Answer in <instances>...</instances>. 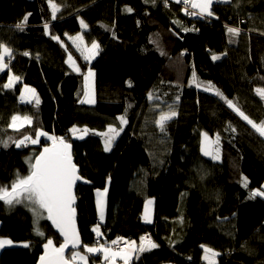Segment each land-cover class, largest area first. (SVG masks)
Instances as JSON below:
<instances>
[{
    "label": "trees",
    "instance_id": "1",
    "mask_svg": "<svg viewBox=\"0 0 264 264\" xmlns=\"http://www.w3.org/2000/svg\"><path fill=\"white\" fill-rule=\"evenodd\" d=\"M53 2L59 7L54 20L49 0H0V44L14 57L0 71V186L10 190L18 175L29 174L30 158L34 162L52 144L43 137L38 145L17 148L13 141L43 130L73 145L87 181L76 192L81 252L97 246L95 193L110 180L102 243L122 237L140 247L150 234L158 245L145 241L130 264H209L205 248L219 254L215 264H264V197L250 198L264 184V137L213 93H223L253 121H264V100L255 92L264 87V0H216L212 16L193 17L183 0ZM26 14L21 31L15 26ZM76 35L88 45L98 43L93 63L69 42ZM69 55L80 73L67 64ZM89 67L96 72L93 107L80 103ZM10 76L20 79L5 88ZM24 85L36 88L38 105L21 103ZM169 105L177 115L161 132L156 121ZM13 116H29L32 123L14 130ZM121 116L127 124L107 151L102 135L120 126ZM75 127L88 129L87 136L74 139ZM202 133L219 134L220 162L202 155ZM151 198L157 208L149 225L143 210ZM25 203L0 201V238L28 243L4 249L0 264H36L48 239L61 244L48 219L40 226L44 235L37 234ZM86 254L91 264L103 263L101 253Z\"/></svg>",
    "mask_w": 264,
    "mask_h": 264
},
{
    "label": "snow or ice",
    "instance_id": "2",
    "mask_svg": "<svg viewBox=\"0 0 264 264\" xmlns=\"http://www.w3.org/2000/svg\"><path fill=\"white\" fill-rule=\"evenodd\" d=\"M177 2H181V0H177ZM184 3L188 4L189 0H183ZM49 4L52 10V19H56V13L59 11V7L53 2V0H49ZM212 5V0H191L190 6L194 9H198L199 13L193 12L192 15L197 14H207L208 16H212L213 13L210 11ZM127 11H132L130 8L126 9ZM28 15L26 14L22 22L18 23L15 27L21 31L24 30V26L27 23ZM81 24L84 27H87L86 24L81 20ZM48 25H45L47 28ZM187 31V29H185ZM239 29L228 27L227 32L233 35H239ZM67 35V34H66ZM52 38L54 40L59 41L60 37L53 35ZM76 43L79 41L80 43L77 47H81L83 45V36L77 35L75 37H69ZM99 49V45L95 42L92 43L90 49H86L89 55L85 56V59H91L93 56L97 54V50ZM24 55H28L27 52ZM8 58L10 61L13 57L12 49L7 45L0 44V71L8 68V64L5 62V58ZM219 56L213 55L212 59H219ZM69 61H72L71 55L68 57ZM74 63V62H73ZM76 71H79V68H76ZM94 73L91 70L88 71L85 76V81H89V78L93 76ZM193 77L195 78V72H193ZM20 78L18 76H10L8 78V83L4 85L5 88H10L13 86L15 81H18ZM129 86H131L129 84ZM212 85H207L205 90L207 91L209 88H212ZM26 92H31L33 97H35V90L25 88ZM256 94L264 100V87H258L255 89ZM217 96H220L225 100L228 107L233 109L243 120H245L261 137H264V121L257 123L250 119L240 108L232 101L223 96V93L218 90L215 93ZM23 100L24 97L22 96ZM149 99H153L151 93H149ZM29 103L31 101H28ZM81 103H92L93 101L88 98V94H85V98L80 101ZM36 104H39L38 97L36 98ZM177 113L173 109L171 105L168 106L167 112H162L159 115V119L156 121L157 125L160 128L161 132L165 131V123L166 121L175 117ZM121 123H126V120L123 116L120 118ZM20 122L19 125L17 122ZM32 119L29 116H13L11 118V122L9 127L14 130H19L24 124H31ZM235 132V129H231ZM77 130L75 128L72 129V132L75 134ZM88 130L84 129L86 133ZM109 132L114 133V135H119V132L115 128H109ZM204 141L205 146L202 151L204 155H210L213 159H219V150L218 148L213 149L212 145L219 144V134L216 135L214 141L210 139L207 133H204ZM46 137L47 139L52 141L51 147H43V151L40 152L36 157L34 162H32L31 158L29 160L30 172L26 177L17 176L16 181H14L11 185V188L0 186V201L7 203L8 205H12L13 202L21 203V197L26 200L29 205L32 206V210L37 218H46L55 227L59 230L61 236L63 237V243L60 244L59 247H56L53 243L52 239H48L45 248V255L41 256L40 264H75L77 260L81 261L82 264H87V256L81 255L79 251H73L70 254L69 258L65 257V250L71 245L73 249H79L81 246V240L79 236V232L76 228L75 221V208L73 207L75 203V196L73 194V187L78 180H82L83 177L78 174L79 170L77 165L73 163L72 155H71V144L68 143L63 137H56L54 135H49L43 130H37L35 132V138L29 135H25L22 139L17 141H13L17 148L21 147V145L26 146V142H30L31 144H38L40 142V137ZM82 138V137H81ZM111 145V138L106 140L105 142V150H109ZM7 147V143L4 145ZM215 152V154H213ZM87 183V181H84ZM247 179L245 178L244 186L247 187ZM106 192V189H105ZM98 196L104 195V193H97ZM255 196L264 197V188L255 190L250 194V198H254ZM100 211V220L104 219V203L102 200L97 201ZM148 204L151 205L152 201L149 200ZM46 214V216H45ZM145 221L151 223V218L148 210L145 211ZM93 231L97 234L98 243L97 246H84V251L86 253H98L102 252L104 254L105 260H111V264H115L117 257H119L124 264H129V259L133 253L138 251H144L143 244L147 239L148 244L152 248L158 247L157 244L151 241L150 238H141V246L139 248L136 247V241H124V244L127 246V249L121 250H113L111 247H106L103 243H99V237L103 234L100 232V227L97 226L93 229ZM37 234L43 236L44 233L40 232L37 228ZM121 238H117L116 240L111 241V245H118L120 243ZM10 240H0V247L6 244H11ZM27 246V245H25ZM203 247V246H202ZM206 253L211 254V258L206 255L205 259L209 260V264H215L214 258L219 255L214 252L212 249L205 248Z\"/></svg>",
    "mask_w": 264,
    "mask_h": 264
},
{
    "label": "rangeland",
    "instance_id": "3",
    "mask_svg": "<svg viewBox=\"0 0 264 264\" xmlns=\"http://www.w3.org/2000/svg\"><path fill=\"white\" fill-rule=\"evenodd\" d=\"M183 6V5H182ZM212 6V5H211ZM210 11H211V9H210ZM206 14V13H205ZM83 29H85V27L83 26ZM77 36V35H76ZM69 37H75V36H68L67 38H68V40H69V42L74 46V48L83 56V58H85V56H87V55H89V53L86 51V49H90L91 48V45H88V44H86V43H84V41H83V45L81 46V47H77V45L80 43L79 41H77L76 43H73V41L71 40V39H69ZM98 44V43H97ZM99 56V49L97 50V54L95 55V56H93L91 59H85L88 63H93V61L97 58ZM72 57V61H69V59H67V64L69 65V67L70 68H72L75 72H77V73H80V70L79 71H76V68H79V66H78V64H77V62L75 61V59L73 58V56H71ZM7 58V57H6ZM6 58H5V62H6ZM74 62V63H73ZM80 69V68H79ZM89 70H91V72L92 73H94V75L93 76H91L90 78H89V81H85V76L87 75V73H88V71ZM19 81V80H18ZM18 81H15L14 83H13V86L16 84V83H18ZM25 88H29V89H34L35 90V97H33V95H32V93L31 92H26L25 91ZM88 94V98L89 99H91L93 102L92 103H81V104H83V105H86V106H89V107H93V106H95L96 105V102H97V91H96V72H95V70L92 68V67H89V69L84 73V75H83V92H82V96H81V99H80V101L82 100V99H84L85 98V94ZM214 94L216 93V91H214L213 92ZM24 97V99L22 100L21 99V97ZM38 97V99H39V96H38V93H37V90H36V88H34L33 86H28V85H24L23 86V88H22V92H21V95H20V101H21V103H23V104H30V103H36V98ZM28 101H31L30 103L28 102ZM39 103H40V100H39ZM22 117V116H21ZM120 118V117H119ZM118 118V120H119V122H120V126H117V125H112V126H110L109 128H115V129H117V131L119 132V135L121 134V132H122V130L124 129V127L126 126V124H127V120H126V118H125V120H126V123H121V121H120V119ZM18 123V125H19V121L17 122ZM24 125H26V124H24ZM23 125V126H24ZM22 126V127H23ZM21 128V127H20ZM75 129L77 130L76 132H75V134L73 133V137H74V139H76V140H82V139H84L86 136H87V134H88V131L85 133L84 132V129H82V130H80L79 128H77V127H75ZM88 130V129H87ZM204 133H202V137H201V152H202V155L205 157V158H207V159H211V160H214V161H216V162H220L221 161V155H220V150H219V148H218V145H216V144H213L212 145V148L213 149H216V148H218V150H219V159H213L212 158V156H210V155H204V152L202 151V149H203V147L205 146V141H204V135H203ZM119 135H114V133H111V132H109V129H108V131H107V133H105L104 135H102V137H103V139H104V146H105V142H106V140H108V139H110L111 138V145H110V148H109V150H107V151H110L111 149H112V147H113V145H114V142L117 140V138L119 137ZM208 136L210 137V139L212 140V141H214L215 140V138L216 137H211L209 134H208ZM82 137V138H81ZM43 138V136L42 137H40V140ZM46 138V137H45ZM47 139V138H46ZM47 140H49V139H47ZM40 143V142H39ZM38 143V144H39ZM38 144H32V145H38ZM213 154H215V152L213 153ZM244 179V181H245V178H243ZM248 181V180H247ZM248 184V183H247ZM109 186H110V180H108V182H107V187L106 188H104V189H98V190H96V193H95V195H96V204H97V210H98V216H99V224L97 225V226H99L100 227V232L103 234V228H102V225H104V223H105V221H106V215H107V195H108V189H109ZM262 188H264V184H263V186H262ZM105 189H106V192H105ZM104 193V195H102V196H98L97 195V193ZM24 198L23 197H21V202L23 201L24 202V200H23ZM98 200H102L103 201V203H104V219L101 221L100 220V211H99V206H98V203H97V201ZM149 200H151L152 201V204L151 205H149L148 204V201ZM148 201L145 203V206H144V210H143V218L145 217V211H146V209L148 210V212H149V214H150V218H151V223H148V222H146L145 221V219H144V221L146 222V224H149V225H152V224H154V221H155V219H156V208H157V205H156V199L155 198H151V199H148ZM25 207L29 210V212L32 214V216H33V220H34V223H35V227H36V232H37V228L39 229V231L40 232H43L42 231V229H41V223L44 221V220H46V218H37V216L34 214V212H33V210H32V206L31 205H29V203L27 202V203H25ZM45 216H46V214H45ZM96 226V227H97ZM16 247H27L28 246V243H26V242H19V243H17L16 242ZM25 245H27V246H25ZM106 247H111L112 249H113V247L110 245V244H104ZM136 247L137 248H139L138 247V245H137V243H136ZM80 252V254L81 255H86L87 256V264H91V262H90V260H89V257H88V255L86 254V253H83V252H81V251H79ZM99 253H101V258H102V262L103 263H105V262H107V261H111L110 259L109 260H105L104 259V254L102 253V252H98V254ZM137 253L138 252H136V253H133L132 255H131V257H130V259H129V264L130 263H132L133 262V260H134V258L137 256ZM206 255H208L210 258H211V254L210 253H206ZM116 261H121L123 264H124V262L119 258V257H117V259H116ZM76 264H82V262L81 261H79V260H77L76 262H75Z\"/></svg>",
    "mask_w": 264,
    "mask_h": 264
},
{
    "label": "water",
    "instance_id": "4",
    "mask_svg": "<svg viewBox=\"0 0 264 264\" xmlns=\"http://www.w3.org/2000/svg\"><path fill=\"white\" fill-rule=\"evenodd\" d=\"M45 147H51V145H48V146H45ZM42 151H43V148H42L41 152H42ZM71 155H72L73 163H75V158H74V148H73V145H72V144H71ZM75 164H76V163H75ZM77 168H78V170H79L78 174L81 175L80 168H79L78 166H77ZM84 181H86L84 178H83L82 180H78V181H76V183H75V185H74V187H73V194H74V196H75V203H74L73 207L75 208V221H76V228H77V230H78V232H79V236H80V240H81V246H80L79 249H73V248L71 247V245H70V246L65 250V257H66V258H68L69 254H70L71 252H73V251H80V250L82 249V247H83V242H82V238H81V234H80V229H79V225H78V213H77L78 199H77L76 192H77V189H78V187H79L80 185H85V184H86ZM48 221H49V220H48ZM49 223H50V225L52 226V228H54L55 231L57 232V234L59 235V237H60V239H61V243H63V237L61 236L59 230L55 227V225H53V224L51 223V221H49ZM46 242H47V241H46ZM46 242H45V243L42 245V247H41V248H42V253H41V255L39 256L38 261H37L36 264H40V258H41V256H44V255H45V248H44V245L46 244ZM53 243H54V245H55L56 247H59V246H60V244L57 245V244L55 243L54 240H53ZM75 264H76V263H75ZM99 264H111V261H107V262H105V263H99ZM115 264H123V263H120L119 261H115Z\"/></svg>",
    "mask_w": 264,
    "mask_h": 264
},
{
    "label": "built area",
    "instance_id": "5",
    "mask_svg": "<svg viewBox=\"0 0 264 264\" xmlns=\"http://www.w3.org/2000/svg\"><path fill=\"white\" fill-rule=\"evenodd\" d=\"M190 3H191V0H189V3L188 4H186V3H182V7H183V9L185 10V12H186V14H188V16H192L193 17V15L191 14V13H193V12H196V9H194V8H192L191 6H190ZM26 144H27V142H26ZM117 238H121V240H120V243L118 244V245H112V247H113V250L115 251V250H121V249H124V250H126L127 249V246L124 244V241H128L127 239H125V238H122V237H117ZM117 238H114L113 240H116ZM144 238H150L151 239V241H152V238H151V235L150 234H145L144 235ZM112 240V241H113ZM94 241H95V243L97 244L98 243V238H97V236H94ZM146 242H147V239L145 240ZM99 243H102V239H101V237H99Z\"/></svg>",
    "mask_w": 264,
    "mask_h": 264
},
{
    "label": "crops",
    "instance_id": "6",
    "mask_svg": "<svg viewBox=\"0 0 264 264\" xmlns=\"http://www.w3.org/2000/svg\"><path fill=\"white\" fill-rule=\"evenodd\" d=\"M169 1L172 2V3H178L177 0H169ZM181 1H182V0H181ZM214 2H216V0H212V4H213ZM179 3H180V2H179ZM210 9H211V8H210ZM26 125H28V124H26ZM261 189H262V187H261ZM258 190H259V189H258ZM0 240H10V241H12V240L9 239V238H0ZM12 246H16L15 243H13V241H12L11 244L3 245L2 247H0V254H1V252H2L4 249L10 248V247H12Z\"/></svg>",
    "mask_w": 264,
    "mask_h": 264
},
{
    "label": "bare ground",
    "instance_id": "7",
    "mask_svg": "<svg viewBox=\"0 0 264 264\" xmlns=\"http://www.w3.org/2000/svg\"><path fill=\"white\" fill-rule=\"evenodd\" d=\"M111 245V244H110ZM112 246V245H111Z\"/></svg>",
    "mask_w": 264,
    "mask_h": 264
}]
</instances>
